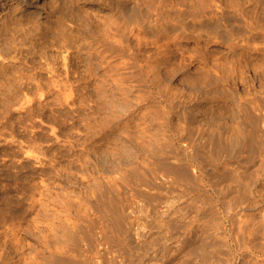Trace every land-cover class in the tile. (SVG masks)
<instances>
[{"label": "rangeland", "instance_id": "1", "mask_svg": "<svg viewBox=\"0 0 264 264\" xmlns=\"http://www.w3.org/2000/svg\"><path fill=\"white\" fill-rule=\"evenodd\" d=\"M6 2L0 264H264V0Z\"/></svg>", "mask_w": 264, "mask_h": 264}, {"label": "bare ground", "instance_id": "2", "mask_svg": "<svg viewBox=\"0 0 264 264\" xmlns=\"http://www.w3.org/2000/svg\"><path fill=\"white\" fill-rule=\"evenodd\" d=\"M7 4L8 3L6 2V0H3V2L0 5L4 7V5H7ZM218 130H221V129H218ZM238 132H239L238 128H233L232 133L229 137L225 138L224 140H222V137H220V139L218 141L216 140L219 144L218 147L223 148L224 145H227L229 147L231 146V147L235 148L234 146H235V144L237 145V143L240 142L239 138H240V135L242 134L241 132H239L240 133V135H239ZM217 133H218V131H217ZM219 135H221V134H219ZM229 147H228V149H229Z\"/></svg>", "mask_w": 264, "mask_h": 264}]
</instances>
